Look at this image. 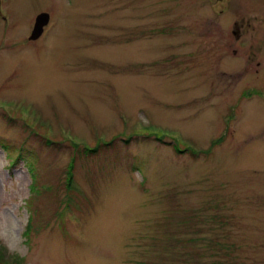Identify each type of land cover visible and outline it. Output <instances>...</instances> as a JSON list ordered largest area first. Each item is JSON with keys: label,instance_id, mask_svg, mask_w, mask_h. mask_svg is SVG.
<instances>
[{"label": "rangeland", "instance_id": "obj_1", "mask_svg": "<svg viewBox=\"0 0 264 264\" xmlns=\"http://www.w3.org/2000/svg\"><path fill=\"white\" fill-rule=\"evenodd\" d=\"M0 11V264H264V86L227 53L263 0Z\"/></svg>", "mask_w": 264, "mask_h": 264}, {"label": "flooded vegetation", "instance_id": "obj_2", "mask_svg": "<svg viewBox=\"0 0 264 264\" xmlns=\"http://www.w3.org/2000/svg\"><path fill=\"white\" fill-rule=\"evenodd\" d=\"M217 3L224 2L225 0H216ZM237 1V0H236ZM262 1V0H261ZM264 1V0H263ZM230 0H227L229 4ZM256 6V4H255ZM263 5L260 4L259 11L261 12ZM221 13L223 10L221 9ZM231 36V37H230ZM230 45L227 46V53L233 59L242 58L243 63L242 74L240 77L247 74L250 75L248 79L252 81L249 84H258L264 86V18L261 14H248V16H240L232 21V29L230 30ZM233 66L236 61L230 62ZM246 91H242L240 96L244 97ZM252 93V91H249ZM231 116V117H230ZM233 114L226 116L228 120L232 118ZM228 121L224 127L228 128Z\"/></svg>", "mask_w": 264, "mask_h": 264}, {"label": "water", "instance_id": "obj_3", "mask_svg": "<svg viewBox=\"0 0 264 264\" xmlns=\"http://www.w3.org/2000/svg\"><path fill=\"white\" fill-rule=\"evenodd\" d=\"M48 19L49 14L46 12H41L35 17L29 39H36L43 32V27L47 24Z\"/></svg>", "mask_w": 264, "mask_h": 264}, {"label": "trees", "instance_id": "obj_4", "mask_svg": "<svg viewBox=\"0 0 264 264\" xmlns=\"http://www.w3.org/2000/svg\"><path fill=\"white\" fill-rule=\"evenodd\" d=\"M31 164H33V163H31ZM182 239H183V241L181 242L182 246L183 247H190L189 244H187V241L190 239H187L185 237H183ZM194 248H196V247H194ZM193 253L194 252L191 248L183 250L180 254V258H179L178 262L179 263H183V262L186 263V261H188V263L191 264V262L189 261L190 259H191V261L193 260V261L199 262V260L197 259V256L199 253H197L196 257L190 258ZM188 263H186V264H188ZM139 264H156V263L151 261V260H142L141 263H139Z\"/></svg>", "mask_w": 264, "mask_h": 264}]
</instances>
